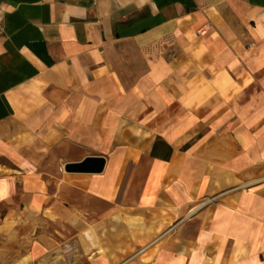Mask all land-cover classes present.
<instances>
[{"label":"crops","instance_id":"1","mask_svg":"<svg viewBox=\"0 0 264 264\" xmlns=\"http://www.w3.org/2000/svg\"><path fill=\"white\" fill-rule=\"evenodd\" d=\"M55 147L105 157L54 181L77 201L111 202L105 153L133 149L171 188L68 205ZM0 264H264V0H0Z\"/></svg>","mask_w":264,"mask_h":264},{"label":"rangeland","instance_id":"2","mask_svg":"<svg viewBox=\"0 0 264 264\" xmlns=\"http://www.w3.org/2000/svg\"><path fill=\"white\" fill-rule=\"evenodd\" d=\"M178 111L179 109L175 112ZM163 118L165 119V122H162L163 128L172 124L173 106L167 108V112L163 115ZM167 138L172 140L170 135H167ZM63 149L64 152H61L57 149V147H55L49 155L47 161L41 165L39 172L41 173V176L50 180L49 187L52 191L66 194L71 198V201L67 203L68 205L78 204L84 207L90 206L92 210H95L100 214L106 210L105 208L109 204L108 206H114L113 211L118 214L134 211L139 197L145 190L146 192H149V190L151 191L155 188H171L163 183L158 187H154V185H150L151 182L149 181V178L160 176L163 179H170L173 177V165H170V163H161L162 172L160 171L159 174H155V171L150 169L151 160L144 154H141L133 149V151L124 155L105 153V156L108 158L107 169L109 168V172H114V178L118 182V184L113 188V198L111 199V202L105 204L100 201L93 200L77 201L80 200L79 198L81 197L80 194L82 192L67 186L59 188V186H55L54 184L57 177L66 175V171L64 170V164L66 162L63 163V157L68 159L75 156L71 153L70 147H65ZM163 182L167 183V181ZM93 214L95 215V213ZM21 238L24 240L27 239L26 235H22Z\"/></svg>","mask_w":264,"mask_h":264},{"label":"water","instance_id":"3","mask_svg":"<svg viewBox=\"0 0 264 264\" xmlns=\"http://www.w3.org/2000/svg\"><path fill=\"white\" fill-rule=\"evenodd\" d=\"M104 166V156H85L80 161L65 163L64 170L77 173H100L103 171Z\"/></svg>","mask_w":264,"mask_h":264},{"label":"trees","instance_id":"4","mask_svg":"<svg viewBox=\"0 0 264 264\" xmlns=\"http://www.w3.org/2000/svg\"><path fill=\"white\" fill-rule=\"evenodd\" d=\"M186 148V145L183 146V149ZM172 153V148L164 140L157 138L154 142L150 155L162 160H168Z\"/></svg>","mask_w":264,"mask_h":264},{"label":"bare ground","instance_id":"5","mask_svg":"<svg viewBox=\"0 0 264 264\" xmlns=\"http://www.w3.org/2000/svg\"><path fill=\"white\" fill-rule=\"evenodd\" d=\"M158 170H159V168H158ZM125 221L127 222V223H134V222H136V221H138L139 220V218H137V217H135V216H125Z\"/></svg>","mask_w":264,"mask_h":264},{"label":"built area","instance_id":"6","mask_svg":"<svg viewBox=\"0 0 264 264\" xmlns=\"http://www.w3.org/2000/svg\"><path fill=\"white\" fill-rule=\"evenodd\" d=\"M144 248H141L138 252H141Z\"/></svg>","mask_w":264,"mask_h":264}]
</instances>
